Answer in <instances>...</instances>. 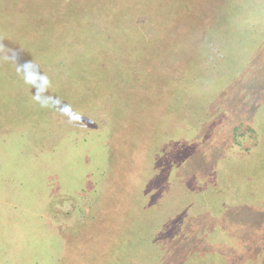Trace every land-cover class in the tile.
Listing matches in <instances>:
<instances>
[{
	"label": "rangeland",
	"instance_id": "1",
	"mask_svg": "<svg viewBox=\"0 0 264 264\" xmlns=\"http://www.w3.org/2000/svg\"><path fill=\"white\" fill-rule=\"evenodd\" d=\"M92 3L0 0V264H264V0Z\"/></svg>",
	"mask_w": 264,
	"mask_h": 264
},
{
	"label": "clouds",
	"instance_id": "2",
	"mask_svg": "<svg viewBox=\"0 0 264 264\" xmlns=\"http://www.w3.org/2000/svg\"><path fill=\"white\" fill-rule=\"evenodd\" d=\"M5 59L16 61L17 55L15 52H12L9 56H6ZM17 72L22 74L24 82L26 84L36 89V94L34 95L33 99L39 101L41 94L47 92V89L51 84L49 78L46 75L40 73L38 65H36L32 61L18 64Z\"/></svg>",
	"mask_w": 264,
	"mask_h": 264
},
{
	"label": "trees",
	"instance_id": "3",
	"mask_svg": "<svg viewBox=\"0 0 264 264\" xmlns=\"http://www.w3.org/2000/svg\"><path fill=\"white\" fill-rule=\"evenodd\" d=\"M92 4H93V6L89 9L90 11L88 12V11H85L84 12V10L83 11H79L78 12V15H75L74 14V16H73V18H72V20H73V22H74V24L73 25H76V30H78V31H83V32H87V34H89L90 33V31L87 29V28H90V26L89 25H91V24H95V25H97V22H99L100 20L98 19L99 18V16L101 15V13L102 12H100L99 10H98V8L99 7H105V8H107V6H105V5H107L109 2H110V0H92ZM47 3H48V1H47ZM84 5H85V3H84ZM52 7H54V6H52ZM90 12H92L91 14H89ZM85 15V18L83 17ZM82 16V17H81ZM83 18H84V20H83ZM83 20V21H82ZM84 21H85V23H86V21H88L87 23H89V25H86L85 23H84ZM33 24V23H32ZM82 24H84L85 25V27H84V25H82ZM91 34V33H90ZM87 40H89V39H87ZM87 40L85 41V44H86V46L88 47L87 49H88V52H90L91 53V49L89 48V45H88V43H87ZM81 43V42H80ZM63 57H64V55H63ZM61 58H62V55H60V60H61ZM59 60V61H60ZM64 63V62H63ZM63 65V64H62Z\"/></svg>",
	"mask_w": 264,
	"mask_h": 264
}]
</instances>
